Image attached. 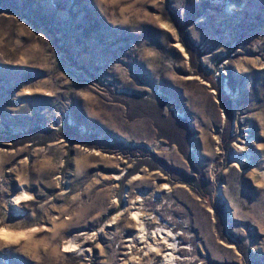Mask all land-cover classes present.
<instances>
[{"label": "rangeland", "instance_id": "374dc122", "mask_svg": "<svg viewBox=\"0 0 264 264\" xmlns=\"http://www.w3.org/2000/svg\"><path fill=\"white\" fill-rule=\"evenodd\" d=\"M0 264H264V0H0Z\"/></svg>", "mask_w": 264, "mask_h": 264}, {"label": "bare ground", "instance_id": "6f19581e", "mask_svg": "<svg viewBox=\"0 0 264 264\" xmlns=\"http://www.w3.org/2000/svg\"><path fill=\"white\" fill-rule=\"evenodd\" d=\"M16 204H13L12 206H15Z\"/></svg>", "mask_w": 264, "mask_h": 264}]
</instances>
